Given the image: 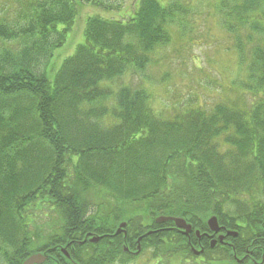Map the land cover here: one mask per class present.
<instances>
[{"label": "trees", "instance_id": "obj_1", "mask_svg": "<svg viewBox=\"0 0 264 264\" xmlns=\"http://www.w3.org/2000/svg\"><path fill=\"white\" fill-rule=\"evenodd\" d=\"M3 4L0 264L35 253L48 254L44 264H124L134 258L123 246L134 249L149 231L140 253L158 264L187 261L193 233H210V216L238 233L223 250L205 244L214 260L234 262L259 243L253 260L264 264V0L215 2L244 74L231 99L166 114L149 88L110 84L128 74L150 80L158 50L193 29L188 0H136L117 19L87 15L83 41L57 70L81 9L120 8L108 0ZM158 216L184 219L190 237L155 224ZM121 222L125 238L113 237Z\"/></svg>", "mask_w": 264, "mask_h": 264}, {"label": "rangeland", "instance_id": "obj_2", "mask_svg": "<svg viewBox=\"0 0 264 264\" xmlns=\"http://www.w3.org/2000/svg\"><path fill=\"white\" fill-rule=\"evenodd\" d=\"M5 0H0V9L5 8ZM120 8L116 12H106L100 8H84L67 43L57 52L56 70L62 61L74 53L75 47L83 41L85 18L98 15L101 18L117 19L131 11L136 0H108ZM216 0H188L193 8L190 27L184 37L179 32L172 35L171 42L158 50V62L149 66L145 73L150 80L134 74L124 75L110 84L113 91L123 85H138L149 88L155 96V110L164 108L163 114L177 112L183 106L211 107L220 101L230 100L229 87L243 79V71L234 49L232 35L223 27V19L216 10ZM12 16V12L10 14ZM163 74L167 76L163 78ZM165 104L168 106L163 107ZM215 257L217 254H213ZM149 260V261H148ZM1 263V260H0ZM121 264V263H115ZM124 264H158L152 260L150 252L140 253L132 261ZM159 264H238L229 259L202 261L201 259H171Z\"/></svg>", "mask_w": 264, "mask_h": 264}, {"label": "water", "instance_id": "obj_3", "mask_svg": "<svg viewBox=\"0 0 264 264\" xmlns=\"http://www.w3.org/2000/svg\"><path fill=\"white\" fill-rule=\"evenodd\" d=\"M171 222L173 224L174 229H176L177 231H179L184 237H188L191 233V226L186 223V221L182 218L179 217H171V216H158L154 219V223L157 225H162L164 223H168ZM206 227L209 230V232L213 233V234H217L220 229H222L217 221V218L215 216H210L207 220H206ZM126 227V223L125 222H121L118 224L113 237L118 236V235H123L125 237V230L124 228ZM154 233L153 231H149L146 234H144L143 236H140L137 240H136V251L134 252V255L139 254L140 252V241L143 237L148 236L150 234ZM194 236L195 237H199V232L195 231L194 232ZM236 237L237 236V232L235 231H226L225 235H219L218 236V240L220 242H222V239L224 237ZM100 238L97 237H90L88 238V243L89 244H95L99 241ZM85 242V241H84ZM83 242L77 243V244H82ZM215 244V241L211 242V246H213ZM124 250H128L126 247H123ZM191 253L193 255H198L200 253H202V250H200L199 252H197L194 248L190 249ZM59 252L61 253V255L64 256V258H66L67 260H70V256L68 254V252L66 251L65 248H59ZM48 259V254L47 253H35L30 255L29 257H27L22 264H44ZM239 263L242 262V260L238 261ZM71 264H76L74 262L71 261Z\"/></svg>", "mask_w": 264, "mask_h": 264}, {"label": "flooded vegetation", "instance_id": "obj_4", "mask_svg": "<svg viewBox=\"0 0 264 264\" xmlns=\"http://www.w3.org/2000/svg\"><path fill=\"white\" fill-rule=\"evenodd\" d=\"M125 230V228H124ZM226 231H228L227 229H225L224 227H222V229H220V231L217 233V234H213V233H208V234H205V235H200L199 234V237H195V241H196V247H192L194 248L197 252H199L200 250H202V253L198 254L197 256L196 255H193L194 257H196L197 259H201L202 261H209V260H214L215 256L212 254V253H209L207 250H205V244L207 245V249L208 250H213L215 248H220V249H225L227 247H231V239H234V238H237L236 237H232V236H229V237H224L222 239V242H220L218 240V236L219 235H225ZM230 231V230H229ZM191 234V233H190ZM121 236H123L121 234ZM124 237V236H123ZM190 237V235L188 236V238ZM202 238L203 239H206V242H203L202 241ZM212 241H215V244L213 246H211V242ZM261 244H257L256 248H259ZM124 247V246H123ZM255 248L254 250V253L252 252H249V251H245L244 250V253H243V256L241 258H237L234 256V262H237L238 264H242V263H245V261H247L248 263H252V264H257V262L259 261H254L253 259H255L257 257L256 253H257V249ZM191 248H189V251H190ZM232 249V248H231ZM136 251V246L134 249H128L127 251L124 250L123 248V253L128 256V257H136L137 255H134V252ZM191 253V252H190ZM192 254V253H191ZM261 259V258H260ZM242 260V262H238ZM149 261V260H148ZM261 261H263V259H261ZM260 264V263H258Z\"/></svg>", "mask_w": 264, "mask_h": 264}]
</instances>
